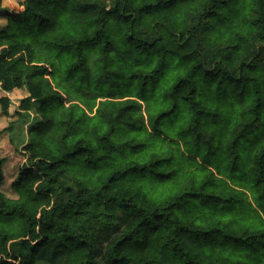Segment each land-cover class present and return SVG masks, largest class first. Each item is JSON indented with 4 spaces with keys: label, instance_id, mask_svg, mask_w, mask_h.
I'll list each match as a JSON object with an SVG mask.
<instances>
[{
    "label": "clouds",
    "instance_id": "obj_1",
    "mask_svg": "<svg viewBox=\"0 0 264 264\" xmlns=\"http://www.w3.org/2000/svg\"><path fill=\"white\" fill-rule=\"evenodd\" d=\"M0 264H264V0H0Z\"/></svg>",
    "mask_w": 264,
    "mask_h": 264
}]
</instances>
